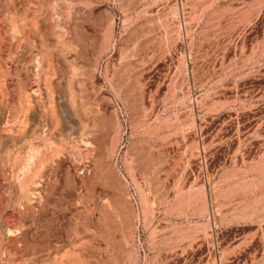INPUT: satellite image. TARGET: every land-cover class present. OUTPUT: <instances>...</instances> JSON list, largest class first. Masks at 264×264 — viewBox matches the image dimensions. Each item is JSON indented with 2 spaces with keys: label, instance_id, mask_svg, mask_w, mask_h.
<instances>
[{
  "label": "rangeland",
  "instance_id": "374dc122",
  "mask_svg": "<svg viewBox=\"0 0 264 264\" xmlns=\"http://www.w3.org/2000/svg\"><path fill=\"white\" fill-rule=\"evenodd\" d=\"M0 264H264V0H0Z\"/></svg>",
  "mask_w": 264,
  "mask_h": 264
}]
</instances>
